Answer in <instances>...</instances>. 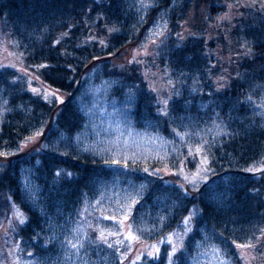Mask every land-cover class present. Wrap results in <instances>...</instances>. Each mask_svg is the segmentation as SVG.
<instances>
[{
  "label": "trees",
  "instance_id": "1",
  "mask_svg": "<svg viewBox=\"0 0 264 264\" xmlns=\"http://www.w3.org/2000/svg\"><path fill=\"white\" fill-rule=\"evenodd\" d=\"M171 1L136 23L126 0H0V34L16 60L0 61V225L11 232L0 264H191L203 247L232 264H244L248 247L264 264V123L248 102L264 91V7ZM161 9L165 33L142 54ZM129 48L138 58L120 62ZM92 65L133 92L126 116L135 129L176 138L198 127L206 139L140 163L65 143L85 123L76 97ZM37 131L39 146L21 149ZM203 167L191 188L187 176ZM25 172L35 193L22 185ZM112 179L141 188L123 215L95 202Z\"/></svg>",
  "mask_w": 264,
  "mask_h": 264
},
{
  "label": "rangeland",
  "instance_id": "2",
  "mask_svg": "<svg viewBox=\"0 0 264 264\" xmlns=\"http://www.w3.org/2000/svg\"><path fill=\"white\" fill-rule=\"evenodd\" d=\"M157 1L126 0V4L133 16V20L139 23L144 19L147 11L151 7H155ZM232 1L233 4L235 2L237 3L235 6L242 7V9H249V6L251 7L253 3H258L260 7H264V0ZM177 2L178 0H172L168 5L172 4L169 5L172 7ZM227 3L230 5L228 11H233L232 3L229 0ZM168 13L167 9H161L155 12V17L148 27L146 44L143 46L144 49L142 48L144 50L142 54L148 53L149 48L152 49L156 44V40L165 33L168 24ZM235 13H238V10ZM221 17L224 18L227 24H229L228 22L232 18L229 12H225ZM7 43H10L9 37L3 31L0 34V61L4 64L15 63L16 60L13 54L9 52ZM118 55L120 62L129 61L131 58H138L136 50H131L130 48L123 49ZM138 60L142 61L143 59ZM154 74L157 75L158 73L154 72ZM148 75V80L151 77L153 78L151 72ZM155 87L156 89H162V85L154 82ZM49 92L52 93L53 91L49 90ZM133 96V92L130 89L122 88L115 80L103 76L100 65H92L87 72L86 81L76 97V101L85 115V123L72 136H61V140L67 144L73 143L77 147L83 148L85 151L94 153L105 159L140 163L154 159L164 161L172 151L177 150L176 148L181 142L189 141L192 143L196 141L200 145L206 139L208 134L198 127L191 129L193 130L192 132L182 131L176 138H169L153 131L135 129L130 125L126 116ZM248 102L264 123V91L250 95ZM37 133L38 131L27 136L19 144L20 148L29 151L37 148L40 143V137L37 136ZM203 165L205 164L203 163ZM163 174L167 173L164 172ZM202 176H204V167L189 174L187 176L188 181H186L192 188L200 181V177ZM22 185L31 193H35L37 190L36 185L27 172L23 174ZM138 189L141 188L135 183L129 182L127 185H123L121 181L117 182L112 179L108 183H103L101 188H99L95 202L104 208V210L110 209V211L117 215H123L130 208L132 203L131 199L136 196ZM17 217L15 220H22L20 215ZM8 224L9 221H5L0 225V242L3 245L8 240L6 236H11ZM170 243L172 246H176L174 240H171ZM137 248L139 251H147L149 250V245L139 244ZM154 249L155 247L152 250ZM240 255L244 264H254V256L250 248L244 247L240 249ZM7 261L8 264H17L10 258ZM191 264H232V262L222 256L218 250L211 247H203L195 252L191 258Z\"/></svg>",
  "mask_w": 264,
  "mask_h": 264
}]
</instances>
